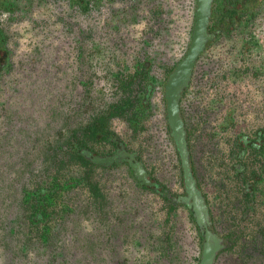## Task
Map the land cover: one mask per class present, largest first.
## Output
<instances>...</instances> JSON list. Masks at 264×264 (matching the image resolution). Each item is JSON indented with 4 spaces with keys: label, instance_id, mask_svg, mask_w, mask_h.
Masks as SVG:
<instances>
[{
    "label": "flooded vegetation",
    "instance_id": "flooded-vegetation-1",
    "mask_svg": "<svg viewBox=\"0 0 264 264\" xmlns=\"http://www.w3.org/2000/svg\"><path fill=\"white\" fill-rule=\"evenodd\" d=\"M199 3L0 0V124L7 133L0 140L5 150L0 152V160L5 159L0 191L17 186V213L7 226L23 254L60 264L64 257L53 250L58 234L79 214L71 197L89 196L97 219H103L110 207V176L122 173L160 201L152 217L155 226L162 227L165 254L185 248V231L193 246L185 250V259L192 264L201 263L208 234L220 245L214 264H264V0H211L206 42L180 98L191 189L168 122L166 86L192 46ZM97 32L105 37L98 57ZM60 33L73 38V51L62 53L71 54L78 72L75 85L82 89L68 96L75 101L76 118L65 136L62 122L68 116L58 111L63 97L55 87V73L45 88L47 69L61 64H48L43 56L46 38ZM29 37L36 42L32 49ZM36 62L41 64L40 76ZM96 69L109 80L111 93L93 108L87 99ZM51 104L57 111L46 110ZM101 114L109 120L99 123L92 148L90 136ZM79 115H85L84 124ZM159 130L164 131L161 140ZM48 131L57 141L46 151L36 140H44ZM83 141L88 146H82ZM37 148H45L41 162L30 157V150ZM74 152L85 160L74 159ZM56 160L58 167L51 168ZM4 175H9L6 182ZM35 197L39 199L32 201ZM26 206L30 213L56 211L47 219L40 213L31 217L47 228L42 245L28 241L34 234L22 224L29 222L23 218L29 214ZM71 257L74 264H85L82 255Z\"/></svg>",
    "mask_w": 264,
    "mask_h": 264
},
{
    "label": "rangeland",
    "instance_id": "rangeland-1",
    "mask_svg": "<svg viewBox=\"0 0 264 264\" xmlns=\"http://www.w3.org/2000/svg\"><path fill=\"white\" fill-rule=\"evenodd\" d=\"M115 38L119 39L120 37L117 35ZM104 40L105 37L100 32L95 34L97 49L94 50V54L96 57L102 54ZM115 43H118V41L116 40ZM24 44L27 43L25 42ZM35 44V40L29 37V49H32ZM45 45L47 49L43 55L44 61L52 65L51 62L57 60V63L61 64V67L58 69L47 67L50 74L47 75L48 72L45 74V88H49L52 82L50 78L55 73L57 81L55 87L61 90V96L63 97L61 99V109L51 104L46 110H52L53 113L54 110L57 111L58 109V111L61 110V115L66 114L68 116L67 122H64V118L62 122V135L65 136L67 128L73 125L72 119L76 118V116H73L75 101L68 98V96L69 94L73 95L76 90H82L80 86L75 85L78 72H76L75 66L72 63L71 54L66 55L62 53V51H73L70 48H73L74 45L73 38L67 34L60 33L58 38L57 36L52 38L47 37ZM58 51H61L59 57L55 58L54 54L58 53ZM70 63L72 65L67 67V64ZM34 66L40 76V69L38 67L41 64L36 62ZM46 66L48 65L46 64ZM37 76L38 74H36ZM39 79V89H37L40 97L42 94V76ZM93 80L92 96H89L87 101H89L88 103L91 107L96 108V106L103 104L104 100L110 97L111 87L109 80H107L101 69L95 70ZM64 97L67 99H64ZM58 98L59 96H57ZM51 102L57 105V100H51ZM80 102L78 101V103ZM84 117L79 115L78 119L80 122L83 121V124L87 121ZM161 126H164L163 122H161ZM116 128L118 129L119 127ZM6 134L5 125L0 124V140L4 139ZM157 134L159 140L163 139L164 131L161 132L159 130ZM36 141L42 146L44 144L47 151V146H53L57 138L52 132L48 131L44 140L40 138ZM45 148L30 150V157L40 159L41 162L42 157L46 156V154L42 153ZM3 149L4 147H0V152L4 153L5 150ZM0 156L3 157V155ZM4 161L5 159L0 160V167ZM2 179L3 181H7L9 175H4ZM110 183V207L103 219H97L89 196L86 194H75L71 197V201L78 208L79 214L76 219L65 225L58 234V239L53 250L62 253L64 259L60 264H74V261L71 260V256L74 254L82 255L81 258H84L83 263L85 262V264L86 256H88V264H192L191 260L185 259L188 256L185 250L193 247L191 245L192 239L188 235H185V231L182 232L184 240L180 239L181 242L184 241L183 246L185 248L183 250L178 246L175 251L170 250L169 255L163 252L161 247L163 230L161 226H155L152 217L153 208L160 204L159 200H156L147 192L137 189L129 178L122 173L120 175H111ZM17 207L18 192L16 184L12 187H7L6 190H1L0 264H46L33 253L23 254L21 243L12 237L7 223L16 215ZM19 238L22 240V237ZM101 258L103 260H100Z\"/></svg>",
    "mask_w": 264,
    "mask_h": 264
},
{
    "label": "water",
    "instance_id": "water-1",
    "mask_svg": "<svg viewBox=\"0 0 264 264\" xmlns=\"http://www.w3.org/2000/svg\"><path fill=\"white\" fill-rule=\"evenodd\" d=\"M210 3L211 0H200L192 46L187 57L177 67L166 86L168 122L171 126L172 135L181 156L182 165L185 170L186 184L191 189L193 188V181L189 169V154L187 151V142L185 140L186 131L180 112V98L183 89L188 87L191 82L193 68L206 42ZM219 247L220 245L216 237L208 234L200 264H214Z\"/></svg>",
    "mask_w": 264,
    "mask_h": 264
},
{
    "label": "trees",
    "instance_id": "trees-1",
    "mask_svg": "<svg viewBox=\"0 0 264 264\" xmlns=\"http://www.w3.org/2000/svg\"><path fill=\"white\" fill-rule=\"evenodd\" d=\"M108 119L109 120V118L107 117V114L105 115V114H101L98 118H97V127H96V130L94 129V130H92V132H94L90 137H91V141H90V143L92 144V148H93V142H95L96 143V141H95V139L96 138H98V136H97V134L96 133H98V130L100 131V127L99 126H101V125H99V123H101V124H103V121L105 120V119ZM108 125V124H107ZM87 127V126H86ZM109 127V126H108ZM86 131H89V128L87 127L86 129H85ZM89 132H91V131H89ZM87 139H88V137H86V139H84V140H86L87 141ZM82 146H88L87 144H85V142L83 141V143L81 144ZM89 149V148H88ZM53 150V149H52ZM50 155H52V154H50ZM58 155V153L57 154H55V156H57ZM60 155H58L57 157H59ZM65 156V155H64ZM66 156L68 157V158H70L69 156H72L71 154H70V152H68L67 154H66ZM73 156H74V159L76 158V159H78V160H85V158L81 155V154H79V153H75L74 152V154H73ZM65 164V161H61V164L59 165L60 167H63V165ZM83 165H85V166H87V167H92L93 165H90L89 163H85L84 161H83ZM56 167H58V162H57V160L54 162V164H52L51 165V168H56ZM94 167V166H93ZM50 168V167H49ZM61 172V170H59V169H57L56 170V173H60ZM91 172H94V170H92ZM93 189H96V187L93 185ZM39 199V197H35L34 199H32V201H37ZM29 200V197H27V198H25V199H23V203L24 202H27ZM27 207V206H26ZM25 208V207H24ZM28 208V207H27ZM25 208V211H29V214H27L26 212H25V215H24V219H28L29 220V222H25V221H23L22 222V224H28V227L30 228V231H31V233H33L34 235L33 236H31V237H29L28 238V241L29 242H32L33 244H35V245H42V243H43V238H46L45 236H46V232H45V230L47 229L46 227H41L40 226V224H38V223H35L36 221H38V218H35V219H32L31 220V217L33 216V217H36L37 215H38V213H40L41 214V216L42 217H44L45 219H47L48 217H50L53 213L54 214H56V211L54 210V212L52 211V212H48V210L47 211H39L38 213H37V210H36V212L35 213H30V209L28 208ZM47 208H48V206H47ZM46 208V209H47Z\"/></svg>",
    "mask_w": 264,
    "mask_h": 264
}]
</instances>
